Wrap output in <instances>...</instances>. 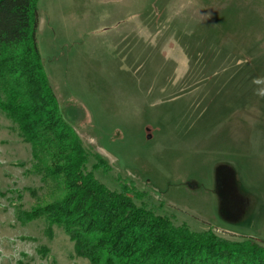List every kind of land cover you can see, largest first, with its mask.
Segmentation results:
<instances>
[{"label":"rangeland","instance_id":"374dc122","mask_svg":"<svg viewBox=\"0 0 264 264\" xmlns=\"http://www.w3.org/2000/svg\"><path fill=\"white\" fill-rule=\"evenodd\" d=\"M37 13L87 171L111 190L133 181L137 203L176 226L264 241V0H39ZM94 153L108 172L92 170ZM219 164L249 198L236 220L218 215ZM39 171L0 109V264H92L62 227L17 221L55 192Z\"/></svg>","mask_w":264,"mask_h":264},{"label":"trees","instance_id":"16d2710c","mask_svg":"<svg viewBox=\"0 0 264 264\" xmlns=\"http://www.w3.org/2000/svg\"><path fill=\"white\" fill-rule=\"evenodd\" d=\"M38 1L0 0V109L30 144L43 188L55 191L42 207L19 209L17 221L44 218L62 227L76 256L92 264H264V241L176 226L137 203L143 192L133 181L111 190L87 171L89 154L60 113L39 52ZM91 156L92 170L109 171L100 154ZM233 171L226 164L215 170L218 215L226 221L250 207L249 198L237 191Z\"/></svg>","mask_w":264,"mask_h":264},{"label":"clouds","instance_id":"9594fccd","mask_svg":"<svg viewBox=\"0 0 264 264\" xmlns=\"http://www.w3.org/2000/svg\"><path fill=\"white\" fill-rule=\"evenodd\" d=\"M261 95H264V93H260Z\"/></svg>","mask_w":264,"mask_h":264}]
</instances>
